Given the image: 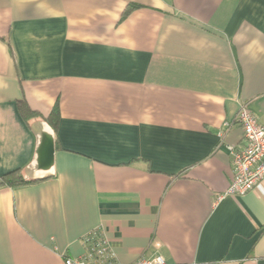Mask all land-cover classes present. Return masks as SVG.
Instances as JSON below:
<instances>
[{"label": "crops", "instance_id": "0c3cea01", "mask_svg": "<svg viewBox=\"0 0 264 264\" xmlns=\"http://www.w3.org/2000/svg\"><path fill=\"white\" fill-rule=\"evenodd\" d=\"M57 101L55 175L1 183ZM242 106L264 125V0H0V264L92 232L109 264H264V180L227 194Z\"/></svg>", "mask_w": 264, "mask_h": 264}, {"label": "built area", "instance_id": "2783aa9c", "mask_svg": "<svg viewBox=\"0 0 264 264\" xmlns=\"http://www.w3.org/2000/svg\"><path fill=\"white\" fill-rule=\"evenodd\" d=\"M243 128V144L231 145L232 177L227 194L243 195L264 180V125L242 106L238 117ZM86 253L80 257H65V264H109L114 253L108 242L97 232L86 236ZM135 264H170L162 255L144 258Z\"/></svg>", "mask_w": 264, "mask_h": 264}, {"label": "water", "instance_id": "95a60500", "mask_svg": "<svg viewBox=\"0 0 264 264\" xmlns=\"http://www.w3.org/2000/svg\"><path fill=\"white\" fill-rule=\"evenodd\" d=\"M36 138L35 154L25 169L28 178L44 180L56 173V135L53 127L44 119L36 120L31 125Z\"/></svg>", "mask_w": 264, "mask_h": 264}, {"label": "trees", "instance_id": "16d2710c", "mask_svg": "<svg viewBox=\"0 0 264 264\" xmlns=\"http://www.w3.org/2000/svg\"><path fill=\"white\" fill-rule=\"evenodd\" d=\"M141 5L136 3H131L127 6L124 11V17L131 13L134 9L140 7ZM18 106L22 116L25 118L27 123H30L31 120L39 118L41 115L39 112L30 108L27 102L24 99L18 101ZM44 118V117H43ZM54 129L57 131L58 122L60 119V109L59 102L57 101L55 106L53 107L50 114L44 118ZM39 180L28 178L24 172V169L19 168L13 171H10L3 175L1 183L6 184L11 187H20L28 184H32L34 182H38Z\"/></svg>", "mask_w": 264, "mask_h": 264}]
</instances>
